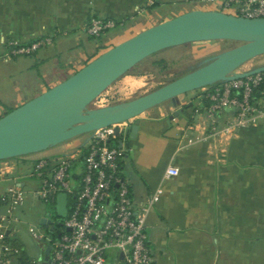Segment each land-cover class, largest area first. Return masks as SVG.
Instances as JSON below:
<instances>
[{"label": "crops", "instance_id": "1", "mask_svg": "<svg viewBox=\"0 0 264 264\" xmlns=\"http://www.w3.org/2000/svg\"><path fill=\"white\" fill-rule=\"evenodd\" d=\"M199 2L0 0V117L140 31L190 10H212L200 7ZM176 5L184 8L171 14ZM150 7L154 8L148 10ZM161 10H170L171 16L155 17ZM96 17L116 20L119 27L131 25L113 35L109 32L117 28L108 30L91 43L85 24ZM63 31L66 35H62ZM44 36H50L52 43L33 55L2 58L11 40L29 43ZM221 42L189 45L194 58L202 61L217 54ZM143 76L125 74L105 94L136 91L142 87ZM10 89L13 94L8 96ZM21 90L25 93L17 97ZM255 98L264 104V91ZM206 104L201 89L176 108L165 102L131 120L130 125L135 120L139 124L134 138L129 137L128 130L123 140L126 155L121 175L136 205L159 191V200L146 218L154 264H264V119L238 130L223 145L222 139L215 142L203 138L206 119L194 109ZM230 115L231 110L219 112V125ZM88 138L89 135L76 137L62 145L71 151ZM224 147L222 153L220 149ZM17 160L0 161V194L11 185L23 183ZM168 166L176 167L178 175L166 178ZM2 208L0 205V211ZM17 242L26 251L20 238ZM32 242L36 252L27 254L30 264L41 252L40 245Z\"/></svg>", "mask_w": 264, "mask_h": 264}, {"label": "built area", "instance_id": "2", "mask_svg": "<svg viewBox=\"0 0 264 264\" xmlns=\"http://www.w3.org/2000/svg\"><path fill=\"white\" fill-rule=\"evenodd\" d=\"M201 1L217 3L220 9L233 11L227 14L264 17V0ZM115 26V20L91 18L85 24V33L97 38ZM61 33L66 35V31ZM51 43L50 36L29 43L11 40L6 44L2 58L30 56ZM258 88L264 91V71L215 84L211 89L202 88L207 104L195 108L194 112L206 119L203 138L215 142L222 139L225 145L238 130L263 120L264 104L253 96ZM99 97L96 101L105 102ZM224 110H231V115L219 125L218 113ZM129 125V122H122L94 130L84 144L63 154L40 158L22 174L33 180L28 192L42 202L54 204L58 194L67 197V213L58 224L60 230L55 231L50 220L54 226L52 232H30L32 241L40 245L41 251L39 258L31 263L41 264L45 247L49 245L47 264H154L148 245L146 218L159 200V191L137 205L131 198L121 175L122 160L126 155L122 145ZM119 140L122 141L121 148L117 146ZM220 150L223 153L225 147ZM16 159L17 164L26 162L23 157ZM164 175L166 178L177 176L178 169L168 166ZM25 186L24 182L16 183L0 194L3 207L0 211V264H13L20 256V248L13 242L18 240V218L14 211L24 203Z\"/></svg>", "mask_w": 264, "mask_h": 264}, {"label": "water", "instance_id": "3", "mask_svg": "<svg viewBox=\"0 0 264 264\" xmlns=\"http://www.w3.org/2000/svg\"><path fill=\"white\" fill-rule=\"evenodd\" d=\"M206 41H232L238 45L205 58L197 68L142 96L116 105L88 108L113 82L154 53ZM263 54L264 17L246 18L215 10L184 12L105 50L60 83L1 116L0 161L40 152L112 124L130 123L167 101L176 108L181 95L263 72L264 65L236 73L241 65ZM138 124L135 120L127 129L131 139ZM121 145L119 140L118 148ZM66 205V195L58 194L57 217L66 216ZM39 225H49V231L54 230L46 218H41ZM49 250L47 245L41 264H47Z\"/></svg>", "mask_w": 264, "mask_h": 264}, {"label": "rangeland", "instance_id": "4", "mask_svg": "<svg viewBox=\"0 0 264 264\" xmlns=\"http://www.w3.org/2000/svg\"><path fill=\"white\" fill-rule=\"evenodd\" d=\"M198 1H200L199 2L200 7L208 8L212 10H219V11L226 12V13H233V11L231 10L220 9L217 3H207L206 1H201V0H198ZM154 7H150L148 10ZM179 8H184V7L176 5V7H174V10H172L171 14L173 13L177 14ZM162 10L158 11L159 14L156 13L154 14V16L159 19H161L160 17H165V15L171 16V14H169L170 10L168 11L167 10L162 11ZM117 22L118 21H116V23ZM119 25H120V22L115 26L117 30H113L109 32L110 35H113L115 32H122L127 26H130L131 24L124 23V25L120 27ZM100 37H97V38H100ZM97 38H93V39L91 38L89 39V42L93 43V40ZM209 44H213V43H209ZM236 45H238V43L236 42L222 41L221 43H219V47L217 49L219 51L218 53L228 50L230 48H233ZM191 48H192L191 45L186 44V45H182V46L175 47V48L173 47V48L161 50L147 57L146 59L141 61V63L138 64V66L131 72V74H127L131 76H136L134 75V73H137V72L145 73L144 76L140 78V84L142 86L141 88L137 89L136 91H132V92L122 91V92H125L123 94H117V93L116 94L115 93L105 94V92L108 91V89L111 86L113 85L117 86V84H119L117 83L118 81L116 80L107 88L105 92L102 93L104 94L103 97L102 96L99 97V99L103 98V101L105 102L99 103L98 101H96L98 99L97 97L95 100H93V102H91L88 105V108L90 109L101 108L105 106H111V105H116L122 102H126L128 100H131L136 97L142 96L146 93H149L155 90L156 88H158L159 86L164 85L166 81L170 80L171 78H174L175 76H179L181 73L187 71V69L192 68L196 64H199L200 61L194 58V53L192 52ZM214 55L216 54H213L211 56H214ZM159 59H163L166 62V70L163 71L158 65L152 64V62L159 60ZM261 65H264V54L247 61L246 63L241 65L239 68H237V70H241L243 68H249V67L251 68L255 66L258 67ZM199 91H201V89L192 91L193 93L189 92L184 95H181L178 97V101L181 102L183 100H188L189 96L197 95ZM24 93L25 92L21 90L18 93L17 97H19L20 94H24ZM11 94H13V92L10 89L7 95L9 96ZM166 104H169V101H167ZM65 149L66 148H63V145L61 143L53 147H49L48 149H45L40 152L21 156L25 158L26 162L18 163L17 167L19 171L25 174L28 172V170H30L33 162L37 161L40 158H44V157L51 156L54 154L58 155V154L66 153L67 151ZM23 182L26 183L27 185L24 188V190L27 192L25 193L24 203L21 207L16 208L14 211V216L18 218V223L16 225V228L18 229L17 238L18 239L20 238L25 244L26 246L25 252L27 254L35 255L36 251L34 248V243L32 242V239H31L30 232L33 230H38L42 233H45V234L47 233L46 228L44 226L39 225L40 219L46 218V219L51 220L52 224L55 225L56 227L55 231L61 229L58 224L63 219L60 217H57L55 213V205L53 203L42 202L41 200L37 199L35 196H33L31 193L28 192L29 185L33 182L32 179L24 178ZM1 187L3 186L1 185Z\"/></svg>", "mask_w": 264, "mask_h": 264}, {"label": "trees", "instance_id": "5", "mask_svg": "<svg viewBox=\"0 0 264 264\" xmlns=\"http://www.w3.org/2000/svg\"><path fill=\"white\" fill-rule=\"evenodd\" d=\"M151 6H153V4L151 5ZM91 19V18H90ZM89 19V20H90ZM88 20V21H89ZM125 21V20H124ZM119 22H117L116 23V25L118 24ZM92 38V37H91ZM38 39V38H37ZM88 63V62H87ZM86 63V64H87ZM141 63V62H140ZM85 64V65H86ZM139 64V63H138ZM138 64L137 65H135L130 71H128L126 74H131V72L138 66ZM152 64L153 65H158L163 71L164 70H166V62L163 60V59H159V60H156V61H154V62H152ZM199 65L198 64H196V65H194L192 68H189V69H187V71H185V72H183V73H181L179 76H175L174 78H171L170 80H168V81H166V83H168V82H170V81H172V80H174V79H176V78H178V77H180V76H182V75H184V74H186V73H188V72H190L191 70H193V69H195V68H197ZM145 73H143V72H137V73H134V75H136V76H141V75H144ZM67 78V77H66ZM165 83V84H166ZM214 85H212V86H207L206 88H208V89H211L212 87H213ZM160 87V86H159ZM260 92H261V88H258V89H256V90H254V93H253V96L255 97L256 95H258V94H260ZM257 98V97H256ZM206 103H207V101L206 100H204ZM188 106V105H187ZM187 106H184V107H187ZM189 107V106H188ZM12 109H10V110H8V112L9 111H11ZM54 205H55V203H54ZM46 231L47 232H50L49 231V229L48 228H46ZM18 240H13V242L17 245V246H19V248H20V256L18 257V259L16 260V264H30V261H29V257L27 256V253L25 252V250L24 249H22V247H20V245H19V243L17 242ZM18 243V244H17Z\"/></svg>", "mask_w": 264, "mask_h": 264}]
</instances>
